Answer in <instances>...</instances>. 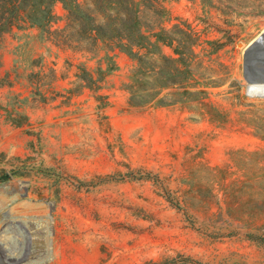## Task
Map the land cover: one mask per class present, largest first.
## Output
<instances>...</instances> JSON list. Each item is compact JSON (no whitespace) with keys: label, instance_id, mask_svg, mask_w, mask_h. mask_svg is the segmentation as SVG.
Masks as SVG:
<instances>
[{"label":"rangeland","instance_id":"rangeland-1","mask_svg":"<svg viewBox=\"0 0 264 264\" xmlns=\"http://www.w3.org/2000/svg\"><path fill=\"white\" fill-rule=\"evenodd\" d=\"M158 1L163 27L183 22L222 44L206 71L220 86L198 102L130 107L127 55L111 54L116 67L101 82L78 85L80 66L110 64L104 48L77 53L21 22L2 35L0 264L16 262L24 226L50 257L41 264H264V209L253 217L249 196L226 198L223 177L207 169L264 151V88L249 92L264 86L261 0ZM54 10L63 19L60 3Z\"/></svg>","mask_w":264,"mask_h":264},{"label":"trees","instance_id":"trees-1","mask_svg":"<svg viewBox=\"0 0 264 264\" xmlns=\"http://www.w3.org/2000/svg\"><path fill=\"white\" fill-rule=\"evenodd\" d=\"M58 3L65 11L63 19L54 10ZM260 3L259 13L264 15V0ZM145 8L152 14L150 19L145 15ZM165 14L158 0H0V39L21 22L44 33L60 35L57 45L77 53L91 54L104 48L110 64L106 69L98 65L95 71L80 66L78 85L86 79L91 84L101 82L104 73L116 67L111 54L127 55L134 62L124 86L130 107L164 108L198 102L209 94L208 87L220 86L219 79L206 76V71L211 69L215 73L211 67L217 61L209 56L217 53L222 44L203 41L191 25L183 22L170 29L163 27L160 19ZM61 20L64 27L50 32L52 25ZM205 44L210 46V51L204 48ZM164 49H169L171 54L166 55ZM206 58H209L208 67ZM83 88L92 90L90 86ZM13 125L21 127L22 123L13 122ZM231 168L237 172H230ZM207 169L223 177L226 198L235 193L249 196L247 203L251 205L253 217L264 209V151L238 150L232 152L230 163L225 167ZM237 173L241 174L240 178L227 184L229 177ZM244 204L238 203L235 211L248 209Z\"/></svg>","mask_w":264,"mask_h":264},{"label":"built area","instance_id":"built-area-1","mask_svg":"<svg viewBox=\"0 0 264 264\" xmlns=\"http://www.w3.org/2000/svg\"><path fill=\"white\" fill-rule=\"evenodd\" d=\"M21 196L27 197L28 192H22ZM3 215H4V218L6 219L11 214L10 212H4ZM3 226H4V223H1L0 227L2 228ZM21 229H22L20 230L21 232L15 235L16 246L14 247V249L17 254V259L15 261L22 260L21 262H17V263L26 264L27 262L25 261H27L28 258L29 260L33 258L31 261H28V262H34L35 264H41V263H44L45 260H48L50 257L47 256L46 251L42 252L41 249H39V247L41 246L39 243H37L36 241L37 239L36 240L34 239L36 237H32L31 240H28L27 228L24 226V228H21ZM27 241L28 242L30 241L29 247L26 245ZM31 255H35V256L32 257Z\"/></svg>","mask_w":264,"mask_h":264},{"label":"clouds","instance_id":"clouds-1","mask_svg":"<svg viewBox=\"0 0 264 264\" xmlns=\"http://www.w3.org/2000/svg\"><path fill=\"white\" fill-rule=\"evenodd\" d=\"M262 88H264V86H256V85H252V86H250V88H249V92H250V93H253V92L259 93V92L261 91Z\"/></svg>","mask_w":264,"mask_h":264},{"label":"bare ground","instance_id":"bare-ground-1","mask_svg":"<svg viewBox=\"0 0 264 264\" xmlns=\"http://www.w3.org/2000/svg\"><path fill=\"white\" fill-rule=\"evenodd\" d=\"M261 39H262V38H261ZM257 42H258V41H257ZM254 48H255V47H254ZM254 48H253V49H254ZM253 49H252V51H253ZM255 49H256V48H255ZM258 49H259V48H258ZM260 49H261V48H260ZM261 50H262V49H261ZM254 52L256 53L255 50H254ZM251 53H252V52H251ZM6 257H7V256H6ZM8 257H9V258H7V263H8V264H11V263H12V260H14V259L11 258L9 255H8ZM21 261H22V260H17L16 262H13V264H14V263H17V262H21Z\"/></svg>","mask_w":264,"mask_h":264},{"label":"crops","instance_id":"crops-1","mask_svg":"<svg viewBox=\"0 0 264 264\" xmlns=\"http://www.w3.org/2000/svg\"><path fill=\"white\" fill-rule=\"evenodd\" d=\"M25 26H27V28L25 29V31L24 32H28V31H34V32H36V31H40L38 28H36V27H31V26H29V25H25ZM117 53H119V52H117ZM59 80V79H58Z\"/></svg>","mask_w":264,"mask_h":264},{"label":"water","instance_id":"water-1","mask_svg":"<svg viewBox=\"0 0 264 264\" xmlns=\"http://www.w3.org/2000/svg\"><path fill=\"white\" fill-rule=\"evenodd\" d=\"M263 37V36H262ZM258 41H259V39H258Z\"/></svg>","mask_w":264,"mask_h":264}]
</instances>
